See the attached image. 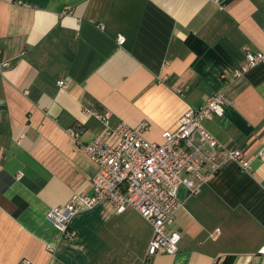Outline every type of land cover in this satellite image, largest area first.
I'll return each instance as SVG.
<instances>
[{"label":"crops","instance_id":"0c3cea01","mask_svg":"<svg viewBox=\"0 0 264 264\" xmlns=\"http://www.w3.org/2000/svg\"><path fill=\"white\" fill-rule=\"evenodd\" d=\"M246 46L264 48V0H0V264H264V63L230 75ZM216 91L232 102L205 126L251 170L229 161L199 193L179 188L176 253L147 257L152 224L107 200L60 236L49 211L92 193L80 143L116 141L101 116L160 141Z\"/></svg>","mask_w":264,"mask_h":264},{"label":"built area","instance_id":"2783aa9c","mask_svg":"<svg viewBox=\"0 0 264 264\" xmlns=\"http://www.w3.org/2000/svg\"><path fill=\"white\" fill-rule=\"evenodd\" d=\"M118 40L123 42L124 37L119 36ZM245 51L246 61L231 71L232 78L243 77L264 63V48L252 50L246 46ZM11 62L3 58L0 51V72ZM65 84V80L59 81L61 87ZM231 102V96L224 91L212 93L205 104L184 113L176 128L165 129L160 141L145 136L147 121L137 126L120 122L116 127H110L107 117L101 116L106 123V134L116 136V141L109 142L97 136L80 143L96 165L92 193L76 194L66 204L49 211L48 217L59 228L60 236L73 240L77 234L71 227L73 216L107 200L117 212L127 207L135 208L152 224L153 235L147 247V257L176 253L182 235L170 227L182 205L179 188L184 185L190 195L199 193L203 184L229 161L237 162L241 172L251 170L250 159L243 150L222 144L204 123L223 115L225 106ZM70 132L78 135L73 129ZM258 154L264 155V145ZM19 264L30 262L24 259Z\"/></svg>","mask_w":264,"mask_h":264},{"label":"rangeland","instance_id":"374dc122","mask_svg":"<svg viewBox=\"0 0 264 264\" xmlns=\"http://www.w3.org/2000/svg\"><path fill=\"white\" fill-rule=\"evenodd\" d=\"M184 191V185L181 186L180 188V194Z\"/></svg>","mask_w":264,"mask_h":264},{"label":"trees","instance_id":"16d2710c","mask_svg":"<svg viewBox=\"0 0 264 264\" xmlns=\"http://www.w3.org/2000/svg\"><path fill=\"white\" fill-rule=\"evenodd\" d=\"M232 262L231 261H228V262H224L223 264H231Z\"/></svg>","mask_w":264,"mask_h":264}]
</instances>
